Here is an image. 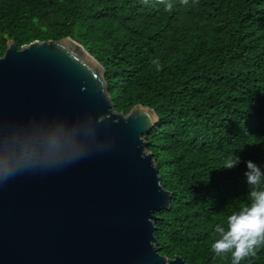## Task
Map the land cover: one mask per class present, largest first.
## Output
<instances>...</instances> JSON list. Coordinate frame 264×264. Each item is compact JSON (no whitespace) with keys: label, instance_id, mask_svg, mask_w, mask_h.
Wrapping results in <instances>:
<instances>
[{"label":"trees","instance_id":"1","mask_svg":"<svg viewBox=\"0 0 264 264\" xmlns=\"http://www.w3.org/2000/svg\"><path fill=\"white\" fill-rule=\"evenodd\" d=\"M170 2L169 12L159 0H0V57L9 41L77 40L117 112L158 117L145 140L171 201L155 212L157 252L231 264L211 244L248 203L245 162L264 169V0ZM230 154L240 163L223 168ZM240 264H264V247Z\"/></svg>","mask_w":264,"mask_h":264},{"label":"water","instance_id":"2","mask_svg":"<svg viewBox=\"0 0 264 264\" xmlns=\"http://www.w3.org/2000/svg\"><path fill=\"white\" fill-rule=\"evenodd\" d=\"M157 123L149 107L114 109L105 70L77 40L9 41L0 264H187L156 249L155 212L171 201L145 140Z\"/></svg>","mask_w":264,"mask_h":264},{"label":"clouds","instance_id":"3","mask_svg":"<svg viewBox=\"0 0 264 264\" xmlns=\"http://www.w3.org/2000/svg\"><path fill=\"white\" fill-rule=\"evenodd\" d=\"M165 4L166 11H172L173 4L168 0H159ZM147 4L148 0H144ZM187 5L188 0H181ZM157 70L162 69L158 60H154ZM240 163V157L230 154L223 161V168L231 169ZM246 164V183L249 186L248 203L232 212L215 226L217 238L211 244V250L217 256L230 254L231 264L240 262L264 247V169L251 160ZM9 174L2 179L6 182ZM162 186V185H161Z\"/></svg>","mask_w":264,"mask_h":264}]
</instances>
